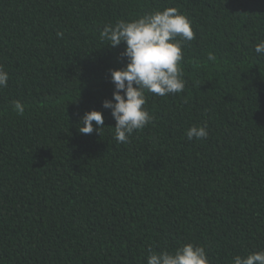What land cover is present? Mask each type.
<instances>
[{
	"label": "trees",
	"instance_id": "16d2710c",
	"mask_svg": "<svg viewBox=\"0 0 264 264\" xmlns=\"http://www.w3.org/2000/svg\"><path fill=\"white\" fill-rule=\"evenodd\" d=\"M167 7L195 33L185 89L147 94L154 122L118 143L102 103L125 45L100 32ZM262 40L264 0H0V264H147L149 248L188 243L231 264L264 250ZM91 110L105 128L80 134ZM204 123L207 139L189 141Z\"/></svg>",
	"mask_w": 264,
	"mask_h": 264
},
{
	"label": "clouds",
	"instance_id": "9594fccd",
	"mask_svg": "<svg viewBox=\"0 0 264 264\" xmlns=\"http://www.w3.org/2000/svg\"><path fill=\"white\" fill-rule=\"evenodd\" d=\"M57 36L62 37L63 33L58 32ZM194 38L191 20L174 7L154 10L130 21L120 20L114 26L106 24L103 27L100 39L111 48L125 45L122 57L127 60L124 68L110 70L114 91L112 98L102 103L103 109L110 110L115 121V127L111 128L118 143H130L134 132L142 131L154 122L155 117L146 107L147 94L165 97L184 91L186 80L181 66L184 59L182 49ZM254 50L264 56V40L256 44ZM207 59L214 62L216 56L209 53ZM9 78V73L0 66V89L8 86ZM12 110L22 115L25 106L14 100ZM104 124L103 113L91 110L80 118L78 131L85 135L101 134ZM185 135L189 141L207 139V123L192 125ZM148 253L147 264H211L205 247L193 243L183 244L172 251L156 252L149 248ZM231 264H264V250L235 255Z\"/></svg>",
	"mask_w": 264,
	"mask_h": 264
}]
</instances>
